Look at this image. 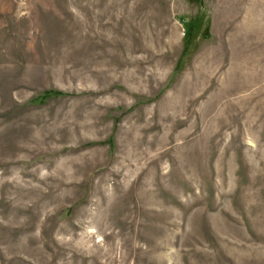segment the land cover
Here are the masks:
<instances>
[{"label": "rangeland", "instance_id": "374dc122", "mask_svg": "<svg viewBox=\"0 0 264 264\" xmlns=\"http://www.w3.org/2000/svg\"><path fill=\"white\" fill-rule=\"evenodd\" d=\"M0 264H264V0H0Z\"/></svg>", "mask_w": 264, "mask_h": 264}, {"label": "trees", "instance_id": "16d2710c", "mask_svg": "<svg viewBox=\"0 0 264 264\" xmlns=\"http://www.w3.org/2000/svg\"><path fill=\"white\" fill-rule=\"evenodd\" d=\"M186 31V36L188 37V38H190V36H191V32H193V28H190V27H187L186 26V29H185Z\"/></svg>", "mask_w": 264, "mask_h": 264}]
</instances>
